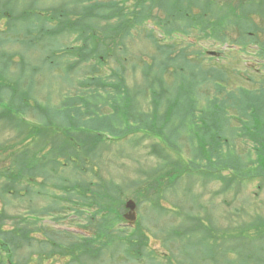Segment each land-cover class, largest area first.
Returning a JSON list of instances; mask_svg holds the SVG:
<instances>
[{
	"label": "rangeland",
	"instance_id": "1",
	"mask_svg": "<svg viewBox=\"0 0 264 264\" xmlns=\"http://www.w3.org/2000/svg\"><path fill=\"white\" fill-rule=\"evenodd\" d=\"M100 1L119 3L115 7L104 6L99 11L101 14L94 25L100 35L98 41L102 40L105 50L99 48L100 52L87 61V54L79 57L78 52L67 50L69 46L77 45L72 41V34L52 36L51 31H47V28L57 25L48 22L47 18L58 14L59 10L64 13L69 9L74 12L77 9L88 10L87 6L94 0H0V145L5 148L15 144L13 154L11 150H0V159L5 157L1 159L4 161L0 162V168L9 166L14 155L21 150L25 154L36 153L40 160L43 154L51 156L49 150L53 143L56 145L59 134L72 138L75 133L83 132L86 136L92 133L98 149L89 154L87 149L92 143L85 138L83 142L86 145H82L80 159L75 155L70 156L73 161L63 159L68 167L62 169L61 175L69 179L67 183L79 181L108 185L111 182V194H117L114 204L118 215L125 213L121 202L133 199L139 203L138 229L145 225L148 246L152 247L149 249L153 253H145L139 261H130L122 248L121 251L117 249L115 255L104 251L101 260L81 264H161L162 260L164 264L165 252L176 255L166 257L169 264H264V57L255 54L256 47L253 45L244 53L234 51L229 43H234L238 37L235 29L229 32L227 40L230 42L226 44L213 42L197 31L191 32L188 38L166 35L165 43L173 45L177 53L189 39L195 40V47L188 48L191 59L194 50L205 54L208 51H223L215 59L217 61L207 56L196 62L205 71L215 66L220 69L226 67L223 71L231 84L219 94L212 87V82H205L204 77L198 74L201 85L195 95L197 102L188 103L181 97L178 84L181 76L184 75L185 79L191 77V71L188 68L180 70L178 61L169 62V68L160 66L162 62H167V56L159 52L158 45L148 35L147 31L150 33V29L154 28L149 22L138 24L134 21L132 30L123 38L102 37L104 29L109 30L120 19L128 23L135 16L133 8L136 0ZM123 2L126 8L122 12ZM153 10L156 18L165 16L160 7ZM99 12L90 11L88 15L97 16ZM110 13L114 17L107 19L106 15ZM255 20L258 26L264 28V22L261 23L258 16ZM152 21H155L154 18ZM155 32L158 37V33H164L160 29H155ZM258 36L264 39V33ZM175 40L178 42L175 43ZM114 44H117V50ZM102 51L110 56L100 65L97 55L105 57ZM177 57L178 54L173 55V58ZM94 64L99 67L102 81L108 85L94 86L90 83L91 86L89 84L82 89L81 82L89 81L95 74L92 72ZM149 67L150 78L159 71H167L163 74L165 87H148L150 80L144 73ZM119 78L123 79L121 83L125 87L118 82ZM154 90L160 93L159 112L155 115L158 122L167 107L173 105L176 109L172 114L168 113L166 125H157L152 130L154 134L161 131L162 135L157 136L145 131L144 124L139 125L135 121L144 113H155L152 101ZM126 93L134 98L137 108L131 111L130 119L122 111L119 117L112 118L113 105L109 100L120 102L124 96L126 98ZM77 95H83L89 104L96 102L99 110H95L94 103L91 115L86 114V118L76 116L74 103L78 100ZM215 96L228 103L225 105L226 112L217 117L212 114L215 106L209 102ZM248 99L253 106L261 107V118L259 115L247 116L243 112ZM188 105L197 108L198 115L202 111L212 114V117L206 114L205 119L202 114L201 119L197 116V123L202 127L199 137L202 138L195 136L197 128L193 125V118L189 113L185 115ZM203 120L210 123L206 134ZM74 122L80 125H74ZM97 122L100 126L95 125ZM251 134L260 138L257 152ZM29 135L30 138H27ZM90 161L95 170H88ZM72 164L77 169L73 170ZM84 165L87 168L79 172ZM255 175L261 177H251ZM40 180L34 183L28 181L31 187L25 186V180L22 182L25 187L7 194L3 188L0 211L5 210L14 217L6 219L3 228L11 230L18 225L23 226V222L19 223L22 217L26 218L27 226L33 221L37 227L30 233L29 243L21 245L19 241L17 247L11 244L9 253L0 249V264H9L10 254L13 262L18 264H68V256L50 258L45 254V250L54 247L53 243L44 241V233L53 234L45 229H86L88 226L86 214L85 217L78 216L72 210L73 204L61 203L70 206V210L60 213L64 206L58 205L52 194L61 195L62 190L51 184L50 188L43 187ZM5 181V177L0 178V191L1 183ZM237 181H240L239 185ZM62 216L64 218L56 224L54 219ZM135 231L129 229V233ZM58 235L65 240V234ZM117 241L115 239L109 245Z\"/></svg>",
	"mask_w": 264,
	"mask_h": 264
},
{
	"label": "trees",
	"instance_id": "2",
	"mask_svg": "<svg viewBox=\"0 0 264 264\" xmlns=\"http://www.w3.org/2000/svg\"><path fill=\"white\" fill-rule=\"evenodd\" d=\"M117 3L113 1L112 4H108L99 0L88 5V10L83 9L76 11L75 13L66 10L67 12L65 13V16L67 18H65V23H63L62 26L63 31L73 32L75 30V32H78L79 38L85 39V42H83L81 46H73L70 49L76 52H81V55L84 53L89 56L95 55L96 49H88L89 46L87 42L90 40V38H88V36H90L91 38H94L93 40H95L97 44L100 43L99 46L101 47V50H105V45L103 44L102 40L98 41L100 39V35L97 31L87 36L85 29L86 24H84V22L88 17L89 9H91L92 7H96L95 10L97 9L99 12L103 9L104 6L115 7V4ZM124 4V2L121 3L122 12L126 8V5ZM135 5V8H133V13L135 14V16L131 17L132 19L128 23L125 20L121 21L120 19V21L117 22V24L115 22V24L110 27L109 30L104 29L102 37L105 35L113 38H123L124 36L129 34L132 27V22L136 21L137 23H140L145 19L155 18L157 20L156 22L159 25H162L163 30L165 31L164 33H167L169 36H172L176 31H182L186 35H190L191 32L197 31L205 37L216 39L221 42H226L228 31L237 29V41L245 43L246 45V43H249L248 41H250L251 31L258 29L257 24L255 23V21H253L255 16H260L261 21H264V0H136ZM159 7L165 13V16L163 18H156V16L153 15V9ZM215 10H217V12H215ZM100 14L101 13L99 12L97 16H93L92 18H97L100 16ZM112 17H114L113 13L106 15L107 19H111ZM179 17H182V20H179ZM147 33L148 35H150V37H152L155 45H158V49L160 50L159 52L163 54V56H167V62H162L160 64L161 67L168 66L169 68V62L178 61L177 66L180 70L185 71L186 68H188L191 71L192 76L186 79L184 75L181 76L180 82L178 84L179 92L181 90L180 95L184 99V101L197 102L195 95L198 94L197 87L201 85V82L199 81V75L204 77L205 82H212V87H215L216 91L219 92V94H222V92L224 93V87H227L231 84L229 82L230 78L223 71L226 67L224 69H220L215 66L211 67V69L207 71L203 69L202 65H200L199 62L200 60L204 59V57H206L204 53L194 50L195 52H193V58L191 59L190 51H188V48L191 49L193 46L192 44L188 43L186 44V46H184V48H179L180 52L177 53L173 45L165 43L162 39L158 38L154 32L150 31V33ZM121 43L122 40L120 44ZM114 45L115 50H117V44ZM261 46L262 48L260 50V54L264 55V42ZM174 54H178V57L173 58ZM108 55L110 56V54ZM108 55L105 54V56ZM209 58L212 59V57ZM101 59L103 60L104 58L100 57L99 60ZM196 68H198V70ZM150 71L151 68L149 67L146 73H144V75L150 80L148 87H165V84H163L165 83L163 80V74L167 71H163V73L159 71L155 76H153V78H150ZM203 72H210V79L209 75H202ZM251 80L254 79L251 77ZM91 82L96 85L103 84L101 77H93ZM172 87L174 86L172 85ZM152 94V101L155 103V113H144L143 115H141V117H136L135 121L139 122V125L144 124L143 126L146 127L145 131L154 134V131L152 130H154L157 125H166L168 113L172 114L173 111H176V109L173 105L167 107L161 117V121L158 122V117H156L155 115H157L159 112L158 105L160 104L158 96L160 93H156V91L154 90ZM223 100V98H218L215 96L209 101L210 104L215 106V111L212 114H214L216 117L218 116V114L226 112L225 105L228 103H223ZM112 101L114 102V116L112 118L119 117V112L122 111L125 112L130 119V116L132 115L131 111L137 108L134 98L129 93H126V98L124 96V99L120 100V102L115 103L116 99H112ZM94 103L93 104L95 110H99L97 103ZM74 105L76 116L80 118H86V114H92V104H89L84 98L79 97L78 100L75 101ZM125 108L128 110H126ZM242 110L246 113L247 116L259 115V117L261 118V116L263 115L258 105L257 107L253 106L251 99H248L246 107L243 106ZM188 113L193 118V125L197 128L195 136L199 137L201 131L200 128L202 127L200 126V123H197V116H199V118L201 119L202 114L203 118L205 119L206 114L209 117H212V114L209 111H202V113L198 115L197 108H193L191 105H188V109L185 110V115H188ZM150 115H153V117ZM0 118H2L1 113ZM108 120H110V118ZM202 122L204 124L203 128L205 127L204 132L206 134L207 132H209L210 123L207 120H203ZM74 125L80 124L78 122H74ZM95 125L100 126V123L97 122ZM82 133L79 132L77 133L78 135L75 133L74 136L72 138L70 137L67 141L63 140V143L56 142V145L53 143L51 149L49 150L51 156L49 155V157H46L43 154L42 160H40V157L37 158L36 153L30 155L28 153L25 154L21 151L20 156L15 155L12 163L9 166L0 168V178L5 177L7 179V182L2 183V190L3 188H5L6 193L8 191L10 192L13 189L17 191V185L19 183H21L22 189V182L24 180L35 181L38 178H43L46 182L50 180H58L59 184H56L55 187L63 189L66 188L65 190L67 196H71L69 202L73 204L81 203V205L86 204L89 207H95L96 210L87 216L88 225L94 230V237L76 239L74 236H67L70 239L69 246L75 260H77V254L83 255L86 252L89 253L91 258H97L98 255L102 253V251L108 248L109 242H113L115 241V239H118V241L124 243H129L130 245L133 244L135 240L138 246L135 245L133 246V248L140 249L144 247V245L147 243V237L145 236L144 232L141 231V229H137L135 234L129 237L123 235L120 232H117V224L118 222L122 221V215H118V213H116V205L114 204L116 201L114 198L117 194H111L110 184L98 185L93 182H90L86 185L79 183L72 184L67 183L69 180L60 175V167L62 165H67L65 163H62L63 159L73 161L71 160L70 156L73 157L74 155L78 159H80L82 145L85 144L83 141L86 140L85 138H87V141H91L92 143V145L89 144L88 146L89 153L94 154L93 152L96 151L98 146L96 137H91L92 133H90V136L87 135L88 137H85V135H83ZM97 135L98 133H96L95 136ZM154 135L162 134L161 131L158 130V132ZM27 138H30V135ZM90 138L92 140H90ZM253 140L256 144H258L260 138L254 135ZM69 152H71L72 154H70ZM43 187H45V185H43ZM143 195H145V193H143ZM57 197L59 199L61 198V196ZM145 199H147V197H145ZM139 202H141V200H139ZM121 203V207L124 210L123 202ZM78 212L80 214L84 213L83 211ZM10 217L13 216L9 215L8 213L0 212V249L3 248V250L8 253L9 251L11 252V249L9 248L11 244L17 247L16 243H18L19 241H21V245L29 243L31 240L30 233L33 232V228H28L26 225H18L11 230L4 229V221L6 219H10ZM19 223H22V221L20 220ZM8 262L9 264H18L13 262V256H11V254Z\"/></svg>",
	"mask_w": 264,
	"mask_h": 264
},
{
	"label": "water",
	"instance_id": "3",
	"mask_svg": "<svg viewBox=\"0 0 264 264\" xmlns=\"http://www.w3.org/2000/svg\"><path fill=\"white\" fill-rule=\"evenodd\" d=\"M127 207L131 210V212L128 215H126V218L130 221H135L136 220L135 203L133 201H128Z\"/></svg>",
	"mask_w": 264,
	"mask_h": 264
}]
</instances>
